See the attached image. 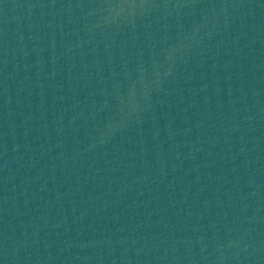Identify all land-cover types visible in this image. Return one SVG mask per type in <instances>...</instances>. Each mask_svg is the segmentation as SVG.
Listing matches in <instances>:
<instances>
[{
    "label": "water",
    "instance_id": "water-1",
    "mask_svg": "<svg viewBox=\"0 0 264 264\" xmlns=\"http://www.w3.org/2000/svg\"><path fill=\"white\" fill-rule=\"evenodd\" d=\"M0 264H264V0H0Z\"/></svg>",
    "mask_w": 264,
    "mask_h": 264
}]
</instances>
